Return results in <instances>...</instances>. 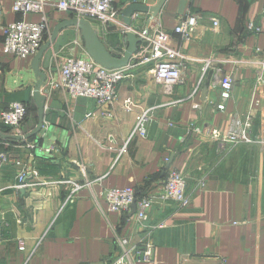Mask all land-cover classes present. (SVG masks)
I'll list each match as a JSON object with an SVG mask.
<instances>
[{"label": "crops", "instance_id": "1", "mask_svg": "<svg viewBox=\"0 0 264 264\" xmlns=\"http://www.w3.org/2000/svg\"><path fill=\"white\" fill-rule=\"evenodd\" d=\"M156 2L115 0L114 22L90 24L107 49L121 55L127 30L123 10ZM1 4L3 23L41 19L14 13L12 0ZM45 13L50 32L43 44L58 23L73 18L51 6ZM187 13L203 19L196 35L183 40L174 28ZM149 17L135 12L128 28L137 35L146 27L169 33L185 56L187 82L157 83L131 57L112 115L101 116L94 100L68 99L52 85L65 57H89L79 29L68 26L40 59L39 70L46 75L39 87L41 127L33 99L39 81L34 56L5 52L0 31V113L12 102L27 108L19 132L0 122V150L11 159L0 173V264H104L116 253L118 237L139 244L147 232L153 261L132 264H264V83L257 79L264 63V0H166ZM209 17L219 20L216 30ZM208 58L232 77L226 100L211 84L214 67L202 71ZM142 112L147 113L144 134L129 140ZM248 115L255 141L220 147L210 132L238 127ZM125 143L126 152L120 153ZM167 167L187 176L186 207L155 204L143 224L133 215L107 211L106 189L154 191ZM20 171L30 173L17 188Z\"/></svg>", "mask_w": 264, "mask_h": 264}, {"label": "built area", "instance_id": "2", "mask_svg": "<svg viewBox=\"0 0 264 264\" xmlns=\"http://www.w3.org/2000/svg\"><path fill=\"white\" fill-rule=\"evenodd\" d=\"M115 0H12L11 10L21 14L23 17L29 13L39 14L38 22L26 21L25 19L14 20L3 23V7L0 0V31L2 33V44L4 51L20 58L33 57L44 42L46 34L50 32L48 17L45 13L46 6L54 7L59 11L69 13L73 18L84 19L109 25L115 19ZM202 15L199 13H187L178 17L174 32L183 40H189L196 35L199 25L202 23ZM211 28L216 30L219 20L209 17ZM252 28V24H249ZM127 31V30H126ZM142 37L137 51L132 55L136 64L145 65L146 73L157 83H163L169 87L183 85L187 82L185 70V56L180 49L172 43L171 35L162 30L155 32L138 33ZM213 60L208 58L203 64V72L213 68ZM125 70L121 68L103 67L90 57H65L58 66L57 78L52 85L64 92L68 99L80 97L90 98L98 105L101 116L112 115L110 106L118 99V86L126 76ZM258 81L264 83V63L257 77ZM212 86H218L222 93L221 97L226 100L233 87L232 77L221 68L214 67L211 74ZM223 109L224 105H219ZM27 108L22 102H12L7 109L1 111V124L19 132L22 122L26 116ZM147 113H138L135 125L129 140L135 135H143ZM251 115L245 117L238 127H226L223 131L212 130L210 134L218 140L220 147L224 143H252L255 141L252 134ZM127 143L120 148V153L126 152ZM49 151V149H47ZM11 161L7 151L0 150V173L5 165ZM13 164H21L19 160H13ZM29 171L17 173L21 188L23 181L27 178ZM30 173V172H29ZM187 176L181 170L168 168L160 187L139 195L133 187H113L104 192V201L107 211L120 212L133 215L136 223L143 224L149 217L150 209L155 205H163L173 202L179 207H186L190 203V197L186 193ZM75 184L73 190H77ZM134 205V208H133ZM158 227H163L159 225ZM117 250L111 259L104 264H132L133 262L151 263L153 261V244L150 232H147L146 240L139 244H131L129 237L117 238Z\"/></svg>", "mask_w": 264, "mask_h": 264}, {"label": "water", "instance_id": "3", "mask_svg": "<svg viewBox=\"0 0 264 264\" xmlns=\"http://www.w3.org/2000/svg\"><path fill=\"white\" fill-rule=\"evenodd\" d=\"M165 1L166 0H157L156 4L153 6H148L141 3H132L125 7L122 14L124 16L125 26L127 27V31H125L123 38L126 48L121 55H115L107 49V47L99 39L92 25L87 20L71 18L58 23L53 28L49 39L44 44H42L32 60V69L39 77L38 86L34 89L33 96L38 110L39 127L42 126L44 111V96L40 93L39 87L46 80V75L39 70V63L46 49L55 40L58 32L68 26H76L79 29L81 37L84 41L85 50L87 51L89 57L94 60V62L106 68H121L129 63L132 55L137 51L138 44L142 41V37H139L134 31L128 28L131 17L135 12H145L150 14V20L154 18L155 15L160 11ZM143 32L144 34H147L149 32L148 27H146Z\"/></svg>", "mask_w": 264, "mask_h": 264}]
</instances>
